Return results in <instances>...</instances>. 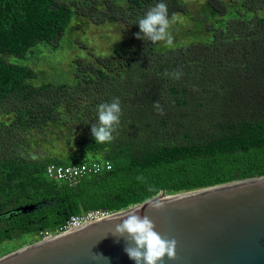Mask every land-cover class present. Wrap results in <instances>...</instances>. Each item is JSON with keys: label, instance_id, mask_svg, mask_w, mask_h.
<instances>
[{"label": "trees", "instance_id": "1", "mask_svg": "<svg viewBox=\"0 0 264 264\" xmlns=\"http://www.w3.org/2000/svg\"><path fill=\"white\" fill-rule=\"evenodd\" d=\"M158 2L92 1L77 12L63 0H0V107L13 116L0 123V215L34 206L0 220V247L16 250L58 234L88 211L113 214L163 192L264 176V0H207L223 19L208 27L212 38L171 47L136 38L138 19ZM164 2L170 17L190 10L188 0ZM76 13L97 24L122 22L129 47L75 59L72 80L61 84L35 85L30 66L7 61L28 60L38 47L58 49ZM115 97L122 109L115 139L96 143L97 107ZM17 130L31 136L17 139L14 150ZM39 144L43 153L25 155ZM98 152L107 159L91 157ZM103 162L112 169L76 184L47 175L54 164Z\"/></svg>", "mask_w": 264, "mask_h": 264}, {"label": "water", "instance_id": "2", "mask_svg": "<svg viewBox=\"0 0 264 264\" xmlns=\"http://www.w3.org/2000/svg\"><path fill=\"white\" fill-rule=\"evenodd\" d=\"M155 202L159 211H149ZM23 207L0 215L27 212ZM138 209L148 214L162 236L177 240L175 260L162 264H264V176L242 179L147 201L106 219L63 231L0 257V264H135L114 236L121 216ZM106 258V259H105Z\"/></svg>", "mask_w": 264, "mask_h": 264}, {"label": "rangeland", "instance_id": "3", "mask_svg": "<svg viewBox=\"0 0 264 264\" xmlns=\"http://www.w3.org/2000/svg\"><path fill=\"white\" fill-rule=\"evenodd\" d=\"M63 1L75 6L78 12L82 7L93 4L92 1L103 0ZM114 1L119 4H124L126 0ZM186 4L190 8L189 12L186 15L177 13L176 23L171 28L174 36V44L180 45L183 43L209 41L212 38V30L211 28L207 30L208 27L212 25L217 28L222 24L221 20L223 19L217 16L215 17L208 11L207 0H188ZM70 27L63 36L58 49H54L51 46L38 47L29 55L28 60H21L18 57L11 56L7 57V61L30 66L37 73V80L34 82L35 85H40L43 82L61 84L68 83L72 80L75 71V59H87L90 55L96 57L110 56L114 55L117 51L122 52L129 47V30L122 22H104L97 24L92 18L76 13ZM161 46L167 47L164 42H161ZM12 118V115L6 114L3 111V107H0V123H10ZM199 120L197 118V121ZM11 136L10 139H12L14 144L12 146L13 149L18 150L15 146L17 145V139H24V143H27L31 133L29 131L17 130ZM42 147L43 144H39L35 146L36 149L33 152L29 148H24L23 151L29 157L32 153L40 155L44 152L39 149ZM54 147L55 145L53 144L46 146V148H49L50 153H52L51 150H54ZM90 155L98 159H107L106 154L103 152L91 153ZM7 249L9 247H6V245L0 247V257L15 251V248L11 251Z\"/></svg>", "mask_w": 264, "mask_h": 264}, {"label": "clouds", "instance_id": "4", "mask_svg": "<svg viewBox=\"0 0 264 264\" xmlns=\"http://www.w3.org/2000/svg\"><path fill=\"white\" fill-rule=\"evenodd\" d=\"M177 16V13H172L170 17L167 4L164 0H160L138 19L136 24L139 25L140 33L136 38L147 39L152 43L164 42L168 47L173 46L174 36L171 28L176 23ZM164 75L167 76L169 73L165 72ZM171 75L179 79L182 73L174 70ZM153 107L160 109L159 101L153 103ZM97 115L98 121L92 124L91 135L96 143H111L115 139L113 134L117 132L120 125L122 115L120 99L115 97L110 103L99 104ZM137 179L143 178L137 177ZM163 207V203L155 202L148 207V210L159 211ZM139 211L134 209L121 216L118 219L120 222L115 225L112 233L114 236L126 239L127 245L124 251L129 259L135 264H162L165 257L168 260H175L177 240L162 236L157 232L156 224L151 217L147 213L141 216Z\"/></svg>", "mask_w": 264, "mask_h": 264}, {"label": "built area", "instance_id": "5", "mask_svg": "<svg viewBox=\"0 0 264 264\" xmlns=\"http://www.w3.org/2000/svg\"><path fill=\"white\" fill-rule=\"evenodd\" d=\"M109 165L111 167H109ZM111 169L112 164L110 162L80 164L73 166L50 165L47 168V175L49 178L54 180H64L70 182L71 184H76L84 177L98 174L103 170L109 171ZM110 215L111 213L104 210H92L81 215L72 216L64 225V228L61 232L76 229L89 223L106 219ZM52 236L53 234L46 232L44 235H42V239H47Z\"/></svg>", "mask_w": 264, "mask_h": 264}]
</instances>
